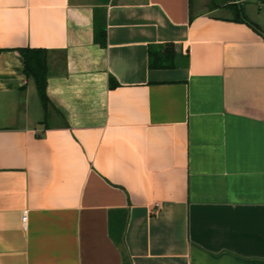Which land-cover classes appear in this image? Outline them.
I'll return each mask as SVG.
<instances>
[{"label": "crops", "instance_id": "0c3cea01", "mask_svg": "<svg viewBox=\"0 0 264 264\" xmlns=\"http://www.w3.org/2000/svg\"><path fill=\"white\" fill-rule=\"evenodd\" d=\"M0 264H264V0H0Z\"/></svg>", "mask_w": 264, "mask_h": 264}, {"label": "trees", "instance_id": "16d2710c", "mask_svg": "<svg viewBox=\"0 0 264 264\" xmlns=\"http://www.w3.org/2000/svg\"><path fill=\"white\" fill-rule=\"evenodd\" d=\"M94 41L102 47L107 45V30L106 25L100 17L96 16ZM20 52L24 58V71L28 79H33L38 88L40 98L42 100L45 111L48 110L50 99L47 94V83L49 76L48 68V50L39 48H23ZM166 55L158 54L156 48L150 50V65L152 67L173 66L167 61ZM187 58V57H186ZM117 81L112 79L111 87L117 85Z\"/></svg>", "mask_w": 264, "mask_h": 264}, {"label": "built area", "instance_id": "2783aa9c", "mask_svg": "<svg viewBox=\"0 0 264 264\" xmlns=\"http://www.w3.org/2000/svg\"><path fill=\"white\" fill-rule=\"evenodd\" d=\"M27 218H28V211L26 210L23 212V215H22L24 227H26Z\"/></svg>", "mask_w": 264, "mask_h": 264}]
</instances>
